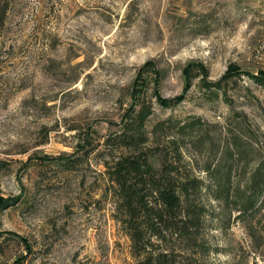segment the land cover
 Returning <instances> with one entry per match:
<instances>
[{"label": "rangeland", "instance_id": "1", "mask_svg": "<svg viewBox=\"0 0 264 264\" xmlns=\"http://www.w3.org/2000/svg\"><path fill=\"white\" fill-rule=\"evenodd\" d=\"M7 1L0 200L8 204L0 206V264H136L114 216L105 161L108 137L143 96L154 104L149 131L161 121L171 126L151 132V146L161 133L180 139L185 163L207 182L206 169L223 158L232 129L247 123L251 137L243 136L234 170L247 183L264 158V87L242 75L228 87V101L222 94L209 100L199 71L190 86L186 72L203 65L211 82L234 70L264 73V0ZM156 95L178 104L162 107ZM192 119L204 123L201 146L192 142L201 131L178 134ZM204 203L208 252L193 254L197 264H264V207L245 218L211 197Z\"/></svg>", "mask_w": 264, "mask_h": 264}, {"label": "trees", "instance_id": "2", "mask_svg": "<svg viewBox=\"0 0 264 264\" xmlns=\"http://www.w3.org/2000/svg\"><path fill=\"white\" fill-rule=\"evenodd\" d=\"M8 11L9 2L0 0V37ZM196 70L202 77L200 87L209 100L217 99L222 94L228 101V87L242 75H247L264 87V73L234 70L227 72L220 80L211 82L205 79L206 68L195 64L186 72L189 86L193 85V79L197 76ZM156 98L162 107L171 108L178 104L158 95ZM185 98L186 95L181 97V102ZM153 115V102L143 96L138 109L124 120L119 131L107 139L111 153L110 160L105 163L115 189L114 216L131 239L132 252L138 257L136 264H197L198 258L193 254L208 252L204 228L209 211L204 197L224 203L245 218L254 216L264 207V158L247 183L241 184L235 178V162L241 158L246 147L242 138L251 137L252 132L247 123L240 121L231 131L233 139L224 150L223 158L215 167L206 169L207 182L195 175L185 163L180 139L171 137L169 132L161 133L165 134L164 137L158 135L155 140L159 148L151 146V132L156 135L165 132L166 128L171 129L168 120L167 123H157L149 131ZM203 128L201 119H192L180 125L178 134L181 138H192L196 131L202 134ZM198 137L192 142L201 146L206 136L202 134ZM163 142H168L171 148L167 151L160 148ZM117 149H121L122 153L115 154ZM154 160L160 161V164L157 165ZM7 204V201L0 200L1 207Z\"/></svg>", "mask_w": 264, "mask_h": 264}]
</instances>
